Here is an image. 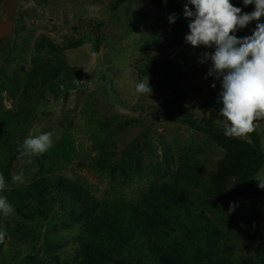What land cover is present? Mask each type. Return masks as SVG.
Wrapping results in <instances>:
<instances>
[{
	"label": "rangeland",
	"instance_id": "1",
	"mask_svg": "<svg viewBox=\"0 0 264 264\" xmlns=\"http://www.w3.org/2000/svg\"><path fill=\"white\" fill-rule=\"evenodd\" d=\"M6 1L0 0V16ZM159 2L17 3L19 22L15 23L12 45L0 57V68L11 79L0 84V177L4 179L0 197L13 208L8 215L0 212V233H4L0 264H52L54 260L78 264L79 260L91 259L83 250L85 240L106 238L109 242L112 238L113 233L100 221L101 211L91 205L84 208L75 195L53 191L55 179L80 185L99 201L125 200L139 207L140 223L145 227L143 238L130 239L127 246H111L118 258L132 264L137 260L158 264L174 257L190 258L197 250V228L206 233V249L219 263L239 264L256 256L264 223L237 220L213 199L210 181L225 151L207 135L168 118L173 101L168 91L151 95L136 91L138 83L149 85L154 78L141 48L159 46L177 35L175 24L169 22ZM231 3L244 6L243 0ZM253 28L233 34L238 38L250 36ZM43 37L59 51L53 53L41 46ZM95 38L98 42L91 41ZM80 41L84 45L79 48L62 49L68 42ZM214 51L215 45L211 49L203 45L193 48L184 39L173 50H152L150 54L154 62L170 59L184 70L186 81L177 89L194 97L199 119L217 116L222 127V118L217 115L222 105L215 101L221 81L208 75L211 61L199 62L202 53ZM35 61L82 70L84 86L55 96L49 88L29 92L15 84V76L25 78ZM256 124L264 136V120ZM30 133L52 134L46 152L21 155L17 151ZM259 173L264 175V166ZM15 175H22L23 182H13ZM164 182L180 188L185 207L177 205L181 212L176 209L164 222L152 215L148 229L146 214ZM127 230L126 236L137 229ZM137 241L139 246H135ZM149 241L157 245L158 252L146 246Z\"/></svg>",
	"mask_w": 264,
	"mask_h": 264
},
{
	"label": "trees",
	"instance_id": "2",
	"mask_svg": "<svg viewBox=\"0 0 264 264\" xmlns=\"http://www.w3.org/2000/svg\"><path fill=\"white\" fill-rule=\"evenodd\" d=\"M159 1V6L164 9L168 16L173 13L176 15L177 19L174 24L177 35L173 40L159 46H143L141 48L142 55L147 59L149 66L154 72V78L148 85L152 88L151 94L168 91L173 98L168 118L182 122L196 133L207 135L216 146L225 151V155L219 161L210 181L214 201L237 220L263 224L264 190L258 187L253 178L264 166V136L255 130L247 137L229 138L224 135V129L218 124L217 116L209 119H199L196 116L197 106L194 103V97L184 89H177L179 85L186 81L184 70L170 59L163 62L151 60L150 52L152 50L157 52L173 50L182 44L185 34L188 32V20L183 16L184 4L180 0H167L166 4L164 0ZM241 10V14L251 13L254 10V5L243 6ZM14 20L15 23L19 22L16 16ZM259 22L264 23V17H261ZM256 23V21H253L246 28H255ZM12 41L13 37L0 41V57L10 49ZM91 41L98 42V39L95 38ZM40 44L53 53L59 51V48L45 37L41 38ZM82 45H84L83 41L75 44L68 42L65 48L62 49L72 50ZM33 63L34 66L31 72L25 78L16 75L14 80L15 84L18 86L23 85L24 89L29 92H39L49 88L51 94L59 96L84 86L85 76L82 70H68L61 66L45 65L44 62L38 61ZM10 81L8 74L0 68V84H7ZM217 98L218 95H215L216 102ZM52 190L64 192L69 196L75 195L74 197L82 202L81 204L84 208H88V205H91L92 209H99L101 211L100 221L103 227L113 233V235H110L112 238L109 242L106 238L100 241L92 238L85 240L83 242V250L91 259L88 261L79 260L78 264H132L125 259L118 258L117 252L111 249V246H127L130 239L134 242L136 237L143 238L145 227L142 225L143 223H140L139 207L125 200L108 199L99 201L90 196L87 189L69 180L55 179L52 184ZM157 191V194L152 197L150 211L146 214L147 217L144 221L148 229H150V225L152 226V215L156 216L157 221L164 222L168 221L167 216H173L176 213V209H180L181 212L182 208L177 205L185 207L183 202L186 198L180 188L173 182L162 183L157 188ZM235 200L239 202L235 204ZM232 204H235L236 207L234 211L230 212L229 209ZM131 228H136L137 230L126 236L129 231L127 229ZM195 235L197 236V250L190 258L174 257L168 262H159L158 264H222L206 249L207 241L204 243L207 240L206 233L202 229L197 228ZM138 243L137 241L135 246H139ZM146 246H149V249H153L154 253L159 251L153 241L147 242ZM52 264L60 263L58 260H54ZM136 264L145 263L142 260H137ZM239 264H264V236L256 248V256L242 259Z\"/></svg>",
	"mask_w": 264,
	"mask_h": 264
},
{
	"label": "clouds",
	"instance_id": "3",
	"mask_svg": "<svg viewBox=\"0 0 264 264\" xmlns=\"http://www.w3.org/2000/svg\"><path fill=\"white\" fill-rule=\"evenodd\" d=\"M165 4L167 0H164ZM245 7L254 5L251 13L241 14V8L231 0H187L184 4L183 16L188 20L189 32L185 40L193 48L205 46L215 51L204 52L200 63L211 61L208 75L221 81V91L217 103L222 108L217 114L224 135L229 138L247 137L256 130V121L264 120V0H243ZM191 6H194L192 9ZM170 23L176 22V15L169 14ZM256 21L250 36L238 38L235 33L243 30L251 22ZM216 88V84L211 85ZM138 93L151 95L152 88L144 82L136 86ZM51 133L33 136L31 133L18 145L21 155L26 153L41 154L52 144ZM253 179L259 181L258 187L264 190V175L258 173ZM13 182L22 183V175L12 177ZM4 187V179L0 177V189ZM236 205H230L234 211ZM0 212L5 215L13 212L6 198L0 197ZM4 233H0V241Z\"/></svg>",
	"mask_w": 264,
	"mask_h": 264
},
{
	"label": "water",
	"instance_id": "4",
	"mask_svg": "<svg viewBox=\"0 0 264 264\" xmlns=\"http://www.w3.org/2000/svg\"><path fill=\"white\" fill-rule=\"evenodd\" d=\"M19 0H7L0 16V41L13 37L15 32L16 6Z\"/></svg>",
	"mask_w": 264,
	"mask_h": 264
}]
</instances>
